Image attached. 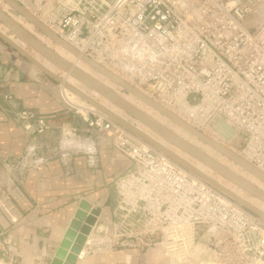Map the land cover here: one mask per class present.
Instances as JSON below:
<instances>
[{
  "label": "built area",
  "instance_id": "obj_1",
  "mask_svg": "<svg viewBox=\"0 0 264 264\" xmlns=\"http://www.w3.org/2000/svg\"><path fill=\"white\" fill-rule=\"evenodd\" d=\"M18 1L63 39L158 102L196 106L187 118L198 130L228 141L264 169V0ZM66 103L86 123L85 130L54 126L34 109L17 113L30 143L4 161L9 174L0 180L6 185L0 208L11 222L17 217L8 191L48 160L58 158L71 174L75 156L87 155V168L97 174V133L130 163L112 183V219L104 222L97 216L78 259L85 250L89 256L135 249L154 250L168 264H264L262 217L108 114L88 103L84 110L70 99ZM217 117L235 129L231 140L212 126ZM55 130L62 135L59 143L50 138ZM2 233L0 259L20 264Z\"/></svg>",
  "mask_w": 264,
  "mask_h": 264
},
{
  "label": "crops",
  "instance_id": "obj_2",
  "mask_svg": "<svg viewBox=\"0 0 264 264\" xmlns=\"http://www.w3.org/2000/svg\"><path fill=\"white\" fill-rule=\"evenodd\" d=\"M6 92L14 93L17 107L36 110L54 126L69 123L80 130L86 129L80 115L66 103L58 80L23 60L0 40V96ZM29 143L30 137L11 121L6 110L0 108L3 160L10 155H20ZM100 151L102 165L97 174L90 172L82 157H77L71 174H67L58 158H53L40 169H32L23 185L8 191L11 194L9 206L17 221L11 222V217L0 208V231L11 240L20 256V264L52 260L84 199L101 207L102 221L112 219L110 183L126 169L128 161L121 152L104 142L100 143ZM5 188L6 185L1 186L0 190ZM159 255L154 250L125 249L85 256L76 264H167Z\"/></svg>",
  "mask_w": 264,
  "mask_h": 264
},
{
  "label": "water",
  "instance_id": "obj_3",
  "mask_svg": "<svg viewBox=\"0 0 264 264\" xmlns=\"http://www.w3.org/2000/svg\"><path fill=\"white\" fill-rule=\"evenodd\" d=\"M2 1L7 3L11 7V9L10 11H8L0 6V23L3 24V26L6 27L8 30L12 31L19 40L24 42L26 45L30 46L33 50H35L45 59L50 61L60 70L64 71L65 73H69L71 76L84 83L87 87L99 93L101 96H103V98H105L109 102L119 106L132 118L138 120L139 122L147 126L153 133L166 139L174 146L182 149L184 152L188 153L194 159L198 160L199 162H202L204 165L212 169L218 175L222 176L223 178L227 179L228 181L242 188L250 195H253L258 199L264 201V191H262L260 188L253 185L248 180L241 177L239 174L232 171L231 169H229L228 167H226L225 165H223L221 162L214 159L213 157L207 155L200 149L190 147L184 144L179 138L175 137L169 129L159 125L157 122L153 120V118L147 116L142 111L138 110L136 107L132 106L130 103L125 101L123 97L120 94H118L115 90L98 82L97 80L86 74L78 67L73 66L72 63L64 59L62 56H60L53 48L48 46V44L40 40L36 35H34L29 30H27L22 24L17 22L12 15L25 18L34 25L35 29L39 30L44 35L48 36L52 41L63 46L64 48L76 54L77 56L80 55L79 50L76 49L75 46L67 42L65 39H63L61 36H59L57 33L51 30L48 26H46L43 22L37 19L18 0H2ZM0 38L3 39L6 43L10 44L16 50H18L19 53L25 56L33 64H35L45 74H48L49 76L53 77L59 82L64 83L63 78L60 75L50 71L45 66H43L34 56L30 54V52L20 47L11 37L6 35V33H4L2 30H0ZM81 59L87 64H89V66H91L94 70L102 73L110 80H112L114 83L121 86L126 93H130V92L133 93L135 96L142 99L146 104L152 106L160 113L167 115L172 120H174L175 122L179 123L181 126L186 128L187 130H189L191 133L195 134L198 138L212 144V146H214L217 150H219L222 154L226 155L228 158L238 163L242 168H245L249 172H252L256 176H258L260 179L264 180V173L262 171L257 169L255 166L248 164L246 161L241 159V157L230 151L228 148L218 143H215L212 139L209 138V136L205 135L197 128L191 126L183 119L167 111L160 104L151 100L147 95L141 93L139 90H137L134 87V85L124 80L118 74L113 73L107 67H103L97 64L91 57H89L86 54L84 56L82 55ZM64 85H66V87H68L73 92L84 98L87 102L91 103L92 105L103 111L104 113L114 118L120 124L124 125L128 129L132 130L133 132H135L145 140L149 141L150 143L158 147L160 150H162L164 153H166L168 156H170L171 158H173L183 166L187 167L196 174L202 176L209 182L215 184V186L220 188L222 191L226 192L230 197L237 200L238 202L243 204L246 208H248L249 210H251L252 212H254L255 214L259 215L264 219V213H262L260 210L255 208L253 205L247 203L246 201L242 200L241 198H238L236 195H233L230 191L225 189L222 185H220L212 178L208 177L204 172H202L200 169L195 167L193 164H191L187 160H184L180 156L174 154L166 146L160 144L155 139L148 136L144 131L138 129L132 122L127 121L122 117H119L118 115L114 114L104 105H102L100 102H98L89 94L80 90L73 84L66 82L64 83ZM212 126L218 131H220L227 139H231L232 135L235 134V129L232 128L228 123H226L220 117L216 118L215 122L212 123ZM101 211H102L101 207L93 206V204L88 200L84 199L80 202V206L77 209L74 218L70 222L65 237L62 240L60 246L57 248L50 264L77 263L78 260L77 255L80 253L82 244L86 240V235L90 233L92 229V225L96 223L97 216L101 214Z\"/></svg>",
  "mask_w": 264,
  "mask_h": 264
},
{
  "label": "bare ground",
  "instance_id": "obj_4",
  "mask_svg": "<svg viewBox=\"0 0 264 264\" xmlns=\"http://www.w3.org/2000/svg\"><path fill=\"white\" fill-rule=\"evenodd\" d=\"M4 9L6 10L7 8H10V6L7 4V3H5L4 4ZM27 8V10L29 11V12H31L32 13V11L30 10V8H28V7H26ZM33 14V13H32ZM12 15V14H11ZM34 15V14H33ZM12 16H14V15H12ZM35 17H36V15H34ZM19 17V16H18ZM14 18V17H13ZM23 18V17H22ZM37 19H38V17H36ZM15 19V18H14ZM16 20V19H15ZM17 22H19L18 20H16ZM28 21V20H27ZM21 22V21H20ZM19 22V23H20ZM29 22V21H28ZM31 23V22H30ZM20 24H22V22L20 23ZM32 24V23H31ZM23 25V24H22ZM24 26V25H23ZM27 30H29L30 32H32L34 35H36L40 40H42L43 42H45L46 43V41L39 35V34H42V33H40V32H38L36 29H35V27H33V26H31L30 28H27L26 26H24ZM51 29V28H50ZM52 30V29H51ZM67 42H69L70 44H72L73 46H75V48L76 49H78L79 50V53H80V55L79 56H77L76 54H74V53H72V52H70L69 50H67L66 48H64L63 46H61V53H59L60 52V49H59V52L55 49V48H53L52 46H50L48 43H46V44H48V46H50L51 48H53L60 56H62L64 59H66L67 61H69L70 63H72V65L73 66H76V67H78L79 69H81L82 71H84L86 74H88L89 76H91L92 78H94L95 80H97L98 82H100V83H102V84H104V85H106L107 87H109V88H111V89H113V90H115L118 94L120 93V88H118L119 87V85L118 84H116V83H114L112 80H110L108 77H106L105 75L103 76V74L102 73H100V72H98V71H96V72H88L87 70H85L84 68H82L81 67V65H80V63L81 62H84L82 59H81V56L83 55H85V53L84 52H82L81 50V46L79 47L78 45H75L74 43H72V42H70V41H68V40H66ZM15 42L20 46V47H22V46H24L25 47V44L24 43H20L21 41L18 39L17 41L15 40ZM59 45V44H58ZM24 47H22L23 49H24ZM65 50H67L66 52H64ZM33 56V55H32ZM44 58V57H43ZM37 59V58H36ZM43 66H45L47 69H49L50 71H52V72H54L53 71V69H55L56 68V66L54 65V64H52L50 61V64H52V68H50V67H48L46 64H44L42 61H40L39 59H37ZM47 60V59H46ZM94 60V59H93ZM48 61V60H47ZM97 64H99V65H101V66H103V67H106V66H104V65H102L99 61H96V60H94ZM48 63V62H47ZM84 63H86V62H84ZM87 64V63H86ZM87 65H89V64H87ZM91 67V66H90ZM110 70V69H109ZM112 71V70H111ZM100 73V74H102V76L101 77H99L97 74L98 73ZM113 72V71H112ZM55 73V72H54ZM113 73H115V72H113ZM57 74V73H56ZM116 74V73H115ZM63 76V77H62ZM61 77L63 78V82L64 83H66V82H68V83H70V84H73L74 86H76L77 87V85L75 84L76 82H75V80L77 81V82H79V83H82L81 81H79L78 79H76V78H74L73 76H71L69 73H65V72H63V75H62ZM75 79V80H73V79ZM107 78L111 81V83L109 82V83H107ZM124 80H126V78H124V77H122ZM127 81V80H126ZM64 83H63V85H64ZM83 84V89L82 88H79L80 90H82V91H84V92H86L87 94H89L91 97H93L95 100H97L98 102H100L102 105H104L106 108H108L110 111H112L114 114H116V115H118L119 117H122L123 119H125V120H127V121H130V122H132L138 129H140V130H142V131H144L148 136H150L151 138H153V139H155L157 142H159L160 144H162V145H164V146H166L169 150H171V152H173L174 154H176V155H178V156H180L181 158H183L184 160H187L188 162H190L191 160V158L189 159V158H186V157H184L183 155H181V152H179V151H183L182 149H180V148H178V147H176L177 149H179V151H175V150H173L172 148H171V145H173V144H171L169 141H167L166 139H164V138H162V137H160L159 136V138H161V140L159 139V138H156V136H154V135H156L155 133H153L147 126H145L144 124V126H145V128H142L141 127V125L140 124H142L141 122H139L138 120H136V121H132V120H130L129 118L131 117V116H129V114L128 115H126L125 113H121V112H118L117 110H118V108H119V106H117L116 104H115V106H113V105H110V104H106V103H103V102H101L100 100H98L96 97H97V95L99 94V93H97L96 91H92V89L91 88H89V87H87L84 83H82ZM117 87H116V86ZM137 90H139L141 93H143V94H145V95H147L151 100H153V101H155L156 103H158V104H160L163 108H165L167 111H169V112H171V113H173L174 115H176L177 117H179V118H181V119H183L184 121H186L188 124H190L191 126H193V127H195V128H197L196 127V125L190 120V119H188L187 118V113H189V111L191 110V108H195L196 106H191L189 103H187V102H185V103H182V104H180L179 106H177V107H169V106H167V105H165V104H162V103H160V102H158L157 100H155L154 98H152V97H150L148 94H146L141 88H139V87H136V86H134ZM66 88V90H67V94H68V96L66 97V98H73L72 100L73 101H75V99H76V97L77 96H79L78 94H76L75 92H73L71 89H69L68 87H66V85H64V89ZM78 88V87H77ZM122 88V87H121ZM65 93V92H64ZM67 94H65V95H67ZM130 94H132V95H134L133 93H131L130 92ZM121 95V94H120ZM122 97H123V99L125 100V101H127L128 103H130L132 106H134V107H136L138 110H140V111H142L144 114H146L147 116H149V117H151V118H153V120L155 121V122H157L159 125H161V126H163V127H165V128H167V129H169L171 132H172V134L175 136V137H177V138H179L184 144H186V145H188V146H190V147H194V148H197V149H200L201 151H203L204 153H206L207 155H209V156H211V157H213L214 159H216V160H218L219 162H221L223 165H225L226 167H228L229 169H231L232 171H234V172H236L237 174H239L241 177H243V178H245L246 180H248L250 183H252L253 185H255V186H257L258 188H260L262 191H264V184L263 185H257L256 184V182H255V177H257V178H259L258 176H256L255 174H253L252 172H249L248 170H246L245 168H243V169H245V171L243 172V171H239V169L238 168H236V167H234V166H232L231 164H230V160H228V159H226L225 158V156L226 155H224V154H222L219 150H217L214 146H212V144H210V143H208V142H205L204 140H202V139H200V138H198L195 134H193V133H191L189 130H187L186 128H184L183 126H181L179 123H177V122H175L174 120H172L170 117H168L167 115H165V114H162V113H160L158 110H156L155 108H153L152 106H150V105H148V104H146L142 99H140L139 97H137L136 96V98L138 99V100H140L142 103H145V105H147V106H149V108H150V110H148V107H147V109H144V104H142V105H136V104H134L133 102V98H126V96H123V95H121ZM135 96V95H134ZM103 97V96H102ZM79 98V97H78ZM82 99H84V98H82ZM79 100H81L80 98L76 101V102H78ZM83 101V100H82ZM84 101H85V99H84ZM83 101V102H84ZM75 103V102H74ZM76 104H78V105H80L79 103H76ZM84 104H85V102H84ZM83 104H81V107H83L82 106ZM118 107V108H117ZM82 109V108H81ZM98 110V109H97ZM101 111V110H100ZM156 112V114H152V112ZM103 112V111H102ZM178 125V126H177ZM180 126V127H179ZM205 135H207V136H209V138L210 139H212L215 143H218V144H220V145H222V146H224V147H226V148H228L230 151H232L233 153H235L236 155H238L239 157H241V159H243L244 161H246L248 164H250V165H253L246 157H244L242 154H241V152H239L238 150H236L232 145H231V143H229L228 141H226V142H223V141H220L219 139H217L216 137H213V136H211V135H208L207 133H204ZM226 138V137H225ZM231 139H232V137H231ZM231 139H228V140H231ZM186 153V152H185ZM186 154H188V153H186ZM167 155V154H166ZM224 156V157H223ZM170 157V156H169ZM192 157V156H191ZM227 157V156H226ZM173 159V158H172ZM230 159V158H229ZM193 160H194V158H193ZM196 160V159H195ZM232 160V159H231ZM198 162V165L197 164H193V163H191V164H193L195 167H197L198 169H200L202 172H204L205 173V170H206V168H208L206 165H204L202 162H199V161H197ZM235 166H240L238 163H236L235 161H231ZM253 166H255V165H253ZM257 169H259L260 171H262L263 173H264V169L263 168H261V167H259V166H255ZM210 169V168H209ZM210 170H212V169H210ZM206 174V173H205ZM208 177H210V178H212L213 180H215L216 182H218L220 185H222L225 189H227L228 191H230L233 195H236L238 198H241L242 200H244V201H246L247 203H249V204H251V205H253L255 208H257L258 210H260L262 213H264V201H262V200H260V201H262V205H256V204H254V203H252V202H250L249 200H252V201H259L258 200V198L257 197H255V196H253V195H251L248 199L246 198V197H244L242 194H240V193H235L234 191H232V190H230L224 183H222V182H220V181H218V180H216L215 178H213L212 176H210V175H208V174H206ZM202 177V176H201ZM222 177V176H221ZM203 178V177H202ZM204 180H206L205 178H203ZM260 179V178H259ZM227 180V179H226ZM260 180H262V179H260ZM206 181H208V180H206ZM262 181H264V180H262ZM209 182V181H208ZM211 183V182H210ZM213 184V183H212ZM215 185V184H214ZM237 186V185H236ZM240 188V187H239ZM242 189V188H241ZM243 190V189H242ZM226 193V192H225ZM92 237V236H91ZM84 254H86V250L84 251V253H83V256L85 257L86 255H84ZM177 263V262H176ZM0 264H6V262L5 261H3V260H1L0 259Z\"/></svg>",
  "mask_w": 264,
  "mask_h": 264
},
{
  "label": "rangeland",
  "instance_id": "obj_5",
  "mask_svg": "<svg viewBox=\"0 0 264 264\" xmlns=\"http://www.w3.org/2000/svg\"><path fill=\"white\" fill-rule=\"evenodd\" d=\"M4 4H5V2L4 1H2V0H0V6L1 7H3V8H5L4 7ZM10 9H11V7L10 8H7L6 10H8V11H10ZM16 20H18L19 22L21 21L22 22V24L24 25V26H26L27 28H30L31 26H33L34 27V25L33 24H31L30 22H28L25 18H22V17H18V16H16V15H14L13 16ZM20 22V23H21ZM0 30H2L4 33H6V35H8L9 37H11L14 41L16 40H18V38L16 37V35L12 32V31H10V30H8L6 27H4L3 26V24H1L0 23ZM37 30V29H36ZM38 32H40L39 30H37ZM40 33H42V32H40ZM45 41H46V43H48L50 46H52L53 48H55L58 52H59V49L61 48V46L60 45H58L57 43H55L54 41H52L48 36H46V35H44L43 33L42 34H39ZM0 40L3 42V43H5V44H7L8 46H10L12 49H14L15 50V53L18 55V56H20V57H22V59L23 60H26V61H28V62H30L33 66H35L36 68H38L35 64H33L30 60H28L25 56H23L21 53H19L18 52V50H16L15 48H13L10 44H8V43H6L3 39H1L0 38ZM21 41V40H20ZM21 44L22 43H24V42H20ZM25 44V43H24ZM22 47H24V46H22ZM24 49L26 50V51H28V52H30V54L31 55H33L35 58H37V59H39L40 61H42L44 64H46L48 67H50V68H52V64H50V62L49 61H47L45 58H43V56H41L39 53H37L35 50H33L30 46H28V45H26L25 44V47H24ZM67 50H65L64 52H66ZM62 51H61V49H60V52L59 53H61ZM48 62V63H47ZM80 65H81V67L82 68H84L85 70H87L88 72L90 71V72H96L92 67H90L89 65H87L86 63H84V62H81L80 63ZM39 69V68H38ZM40 71H42L41 69H39ZM53 71L55 72V73H57L58 75H60V76H62L63 75V72L64 71H62V70H60L59 68H55V69H53ZM43 72V71H42ZM44 73V72H43ZM98 73V72H97ZM45 74V73H44ZM99 77H101L102 76V74H100V73H98L97 74ZM47 76H49L48 74H47ZM104 76V75H103ZM51 77V76H50ZM63 77V76H62ZM51 78H53V77H51ZM73 79V78H72ZM73 80H75V79H73ZM75 84L77 85V87L78 88H82L83 89V84L82 83H79V82H77L76 80H75ZM111 83V81L107 78V83ZM58 83L61 85V87H62V89L64 90V94H67V90H66V88L64 89V85H63V83L62 82H59L58 81ZM112 84V83H111ZM116 86V85H115ZM117 87V86H116ZM118 88H120V93L119 94H121V95H123V96H126V98H133L132 100L134 101L133 103L134 104H136V105H142V104H144L145 105V103H142L140 100H138L137 98H136V96H134V95H132V94H130V93H126L122 88H121V86H119ZM93 91V90H92ZM8 93H11L12 95H13V98L12 99H7V98H5L4 97V95L1 97L0 96V108L1 109H3V110H6L7 111V113H8V115H9V117H10V119H11V121L17 126V127H19V128H21L22 129V126H21V124L19 123V121H18V117H17V113L19 112V111H21V110H23V108H19V107H17V105H16V103H15V95H14V93H12V92H8ZM68 96V94L66 95V97ZM81 99V100H79L78 102H76L79 98ZM98 100H100L101 102H103V103H108V104H110V105H113V106H115V104H113V103H111V102H109L108 100H106L105 98H103L100 94H98L97 95V97H96ZM67 99H69V98H67ZM73 98H70V100L71 101H73L72 100ZM84 99H82V97L81 96H77L76 97V99H75V101H73V102H75V103H79L80 105L81 104H83L84 106L88 103L90 106H92L93 108H96V109H98V110H100L99 108H97V107H95L94 105H92L91 103H89V102H87L86 100L84 101L85 102V104H84ZM80 108H82V110H84V108L83 107H81V106H79ZM147 107H148V110H150V108H149V106H147V105H145L144 106V109H147ZM118 108V107H117ZM118 112H123V113H125L126 115H128L123 109H121L120 107L118 108V110H117ZM156 114V112L154 111V112H152V114ZM130 116V115H129ZM81 118V117H80ZM130 120H132V121H136V119H134V118H132V117H130L129 118ZM81 120H82V118H81ZM83 121V120H82ZM84 122V121H83ZM63 124H66V125H71V124H69V123H63ZM86 124V123H85ZM60 125H62V124H60ZM141 125V127L142 128H145V126L143 125V124H140ZM59 126V125H58ZM178 126V125H177ZM78 127V126H77ZM85 127H86V125H85ZM180 127V126H179ZM79 128V127H78ZM23 130V129H22ZM80 130V129H79ZM130 130V129H129ZM80 131H82V130H80ZM132 131V130H131ZM133 132V131H132ZM92 133V132H91ZM135 133V132H134ZM90 134V133H89ZM136 134V133H135ZM54 135V136H53ZM138 135V134H137ZM94 138H95V140H96V143H97V150H98V152H99V156H100V167H99V169L101 168V165H102V155H101V151H100V143H102V142H104L105 144H107V146H109V147H111L112 149H117V148H115L114 147V145L109 141V139L107 138V137H100L97 133H94ZM139 136V135H138ZM154 136H156V138H159V136L156 134V135H154ZM139 137H141V136H139ZM49 138V137H48ZM51 138V140H53V143H59V142H61V138H62V135H61V132L59 131V130H57L56 132H54L53 134H52V136L50 137ZM144 139V138H143ZM160 140H161V138H159ZM171 148L173 149V150H175V151H179V149H177L176 148V146H174V145H171ZM118 150V149H117ZM119 151V150H118ZM120 152V151H119ZM179 152H181V155H183L184 157H186V158H191L190 160V162L191 163H193L194 165L195 164H197L198 165V160H193V157H191L189 154H186L184 151H179ZM1 152H0V180L2 179V180H5V178L4 177H6V176H8V174H9V172H8V170H7V168L4 166V160H3V157L1 156ZM122 154V153H121ZM123 156H124V154H123ZM77 157H82L83 159H84V161H85V159H86V157H87V155H81V154H79V155H76L75 156V161H76V159H77ZM224 157V156H223ZM124 158L126 159V161H128V165H129V163H130V160L126 157V156H124ZM225 158L226 159H228V160H230V164L232 165V166H234V167H236V168H238L239 169V171L241 172V171H245V169H243L241 166H235L231 161V159H229L228 157H226L225 156ZM127 165V166H128ZM86 167H87V165H86ZM190 170V169H189ZM195 173V172H194ZM205 173L206 174H208V175H210V176H212L213 178H215L216 180H218V181H220V182H222V183H224L230 190H232V191H234L235 193H240V194H242L244 197H246L247 199L251 196L248 192H246V191H244V190H242L241 188H239L238 186H236L235 184H233L232 182H230V181H228V180H226L225 178H223V177H221L220 175H218L216 172H214L213 170H210L209 168H206V170H205ZM242 173V172H241ZM114 181V180H113ZM113 181L110 183V191H111V196L113 197ZM255 182H256V184L257 185H263L264 184V181H262V180H260L259 178H257V177H255ZM4 185H5V183H3ZM1 186V185H0ZM1 191V190H0ZM249 200V199H248ZM259 200V199H258ZM250 202H252V203H254V204H256V205H262V201H252V200H249ZM243 205V204H242ZM251 211V210H250ZM254 213V212H253ZM259 216V215H258ZM202 229H203V226H200V227H198V230L199 231H202ZM2 238V237H1ZM154 256H157L155 253H154ZM160 256V255H159ZM166 262H167V260H165ZM167 264H168V262H167Z\"/></svg>",
  "mask_w": 264,
  "mask_h": 264
}]
</instances>
